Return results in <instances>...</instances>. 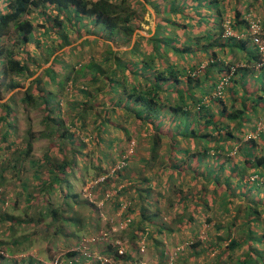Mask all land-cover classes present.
<instances>
[{"label":"trees","instance_id":"obj_1","mask_svg":"<svg viewBox=\"0 0 264 264\" xmlns=\"http://www.w3.org/2000/svg\"><path fill=\"white\" fill-rule=\"evenodd\" d=\"M251 2L0 0L1 99L12 92L6 101H0V141L8 142L9 136L17 133L16 108L31 105L43 111V134L56 143L49 147L43 162L49 172L47 178L38 175L40 162L31 160L35 168L33 175L40 182L31 189L24 185L28 188V203L23 215H6L5 219L12 224H36L49 216L56 233L63 232L68 225L77 229L85 226L87 218L92 219L96 211L92 202L83 200L81 192L72 190L71 177L78 169L87 170L90 161L86 143L78 134L90 133L92 128L98 142L112 145L110 136L114 127H118L113 118L121 115L139 126L151 124L153 133L147 140V155L138 157L135 167L131 164L133 159L126 156L123 164L113 171L116 175L119 170H125L117 178L127 181L120 189L114 187V197L109 183L114 175L92 186L95 195H108L113 205L122 209L129 230L123 227L120 237L125 233L133 248L143 250L147 239L158 244L154 241L155 235L161 237L163 232L171 235L181 230L190 225L196 211L203 210L207 214L206 222L213 224L214 249H221L218 264L223 257H228L230 264H264V129L258 126V130L255 124L256 118L261 120V115L264 118V63L257 73L254 67L252 70L238 64L229 83L223 86V93H211V87L217 86L213 85L215 77L218 84L224 81L230 75L231 65H236L241 55L247 57L249 65L257 66L261 62L259 52L251 53L247 49L251 40L248 33L249 39L224 36L226 20H230L234 30L247 28L244 15L256 5ZM147 4L155 9V30L150 36L138 34L133 40L143 19L141 10L147 9ZM34 11H38L35 16L40 19L38 23L27 17ZM230 11L233 17L227 19ZM90 34L95 37L85 38L77 46L85 41H102L108 47L103 56H91L83 63L89 71L75 74L76 78L58 71L55 59L77 48L63 49L72 45L75 41L72 37ZM13 36L11 45L4 42ZM29 44L33 45L32 50L27 47ZM120 46L130 48L114 49ZM200 52L224 58L210 61L208 67L202 61L198 65L188 64ZM39 55L42 58L37 61ZM48 63L25 90L18 89L25 85L19 78L34 76L33 66L38 69ZM251 75L259 76L260 84L248 82ZM69 83L82 98L71 99L72 111L67 113L66 120L60 98ZM51 84L53 87H49ZM225 90L230 93L228 99L223 97ZM18 94H21L20 103ZM123 130L125 134L121 138L113 136L115 140L129 137L131 131L125 127ZM28 134L33 135L30 129ZM13 145L11 141L7 144L10 148ZM31 147L29 137L25 152L17 155L14 149L15 156L8 161V168L18 177L20 167L26 166L21 162ZM53 151L55 155H51ZM57 152L66 155L60 158ZM81 162H85L83 166ZM92 165L98 174L106 171L101 165L97 167L94 162ZM4 176L0 172V186L4 184ZM120 193L126 196V202ZM157 200L169 202L171 206L179 204L186 213H179L175 219L172 215L164 216L161 207L155 206ZM191 204L194 209L190 208ZM168 218L177 227H170ZM20 242L11 241L10 254L19 248ZM200 244L202 240L196 239L192 248ZM107 246L116 262L134 260L132 253H120L118 245L108 243ZM163 253L160 252L161 257ZM66 256L70 264L83 263L82 251H70ZM23 264H35V260H26Z\"/></svg>","mask_w":264,"mask_h":264},{"label":"rangeland","instance_id":"obj_2","mask_svg":"<svg viewBox=\"0 0 264 264\" xmlns=\"http://www.w3.org/2000/svg\"><path fill=\"white\" fill-rule=\"evenodd\" d=\"M251 1V3H254L255 5L256 1ZM141 15L143 16V19L141 18L140 27L137 29L133 40L137 38L138 34L150 36L151 32L155 30L156 15L155 9L152 5L147 4V9L141 10ZM263 15L264 0H259L254 7H251V10L249 14H246V17H248V19H253L254 17L260 18L264 24ZM35 16H38V11H34L27 15V17L33 19L36 23L40 22V19H36ZM231 17H233V14L230 11L226 18L230 19ZM245 29L247 28H238L236 30L243 32ZM13 34H15L14 31ZM90 37H95V35L90 34L82 38L74 36L72 38L75 39V41L72 45L65 46L63 49H68L71 46L76 47L83 39ZM248 37L249 35L244 32V39H249ZM13 38L14 36L9 39L6 38L4 39V42L11 45L9 41ZM27 47L32 50L33 45L29 44ZM107 48V45L103 44L102 41H85L83 45L77 46L74 50L59 55L57 59H55L57 69L58 71H63V73L67 72V74H71L73 78H76L77 76L75 74L83 72L84 70L89 71L86 69V64L83 63L88 62L91 56H95L97 58L102 57ZM129 48V46L114 47L115 50L119 49L121 51ZM247 49L251 53L258 52L256 44L250 39ZM58 53H61V50L58 51L56 55ZM35 55L37 56L36 53ZM67 55H70V58H66ZM257 55L262 57L260 53ZM39 56L40 57H37V61L42 58L41 55ZM218 58L223 60L224 56L219 55V57L214 58L200 52L194 58L189 59L188 64L195 63V65H198L199 62L202 61V65L208 67L210 61H219ZM240 58L241 60L236 65H231V70H234V68H236L239 64L242 67H249L252 70L254 67L256 69V72L254 73L259 72V70L257 71L259 65H249L246 60L247 57L244 55H241ZM50 63L43 65L38 69H36V66H33V69L36 70V74L32 77L27 76L19 78L25 85L23 87H19L18 89L25 90L31 84V81L41 74L43 69L49 66ZM247 64L249 66H246ZM202 75L203 72H200L199 76L202 77ZM234 76L237 79V74ZM217 80L218 78L215 77L213 81L214 86L217 84ZM256 81L260 84L261 78L257 75H251L248 77V82H251L253 85L257 84ZM211 82L212 80L207 81V84L210 85ZM49 87H53V84ZM215 90V87L213 89L211 87V93L213 95ZM11 93L2 99L0 97V101H6ZM74 93L76 95H74ZM229 94V91L225 90L223 97L228 99ZM20 97L21 94H18V101ZM81 98L82 96L80 92H76L73 89L72 84H67L64 93L60 98L61 110L66 120H68L67 113L72 111L69 106L71 99L78 100ZM99 100L101 101V99ZM212 109L216 110L215 107ZM16 113L18 124L17 133L9 136L8 142L0 141V172L5 174L4 184L0 186V194L3 199L0 203V254L3 255H0V264H23L24 261H29L30 259H34L35 264H70L71 262L70 260H67L68 256H66V254L70 251H82L83 256L81 258V262L84 264H218V255H220L221 249H214L213 235L215 233L213 224L206 222L205 217L207 214H204L203 210L196 211L194 215L195 218L190 225H185L181 230H177L171 235H168L167 232H163L161 237L160 234L155 235L156 238L154 237V241H158V244H155L152 240L147 239L143 250L133 248L128 235L125 233L123 238L120 237L121 230H124L123 227H127V220L121 214L122 209L114 206V201L109 200L110 197H108V195H103V193L95 195V190L92 189V186L99 181H103V179L108 175H114L115 177L109 180V183L112 185L111 187H113L112 197H114L116 195L114 187L117 186L118 189H120L127 181L122 178H119L118 180L117 178V174L120 173L123 175L125 170H119L116 175L113 171L118 165L123 164L122 159L126 156L133 159L131 164L135 167L139 162L138 157L147 155L146 145H149L147 140L153 133L151 124L139 126L134 120H128L121 115L113 118V121H115L118 125V127H114L115 129H113V136H119L121 138L125 134V130H123L124 127L128 131H131L129 137L127 138L124 136L122 141L115 140L113 136H110V140H113L112 145H109L104 141L98 142L93 134L92 128H89L90 133L80 131L78 134L79 139H83L86 143L87 151L90 154V158L88 160L90 161L86 165L88 168L87 170L83 168L84 170L82 172V170L78 169L76 170L74 176L71 177V182L73 183L72 190L81 192L83 200L86 199L87 201L92 202L96 211L92 219L87 218L88 223L85 226H79V229H77V226L71 227V225H68L64 227L66 229L63 230V232L56 233L54 226L50 224L52 217L49 216L46 217L44 222L39 221L36 224H12L10 221L6 220V215H23L24 210L27 207L26 204L28 203L26 200L28 188H24V185L31 189L33 185L40 182V179H35V176L33 175L35 168L34 165L31 164V160L40 162L41 166L39 167L38 175L47 178L49 172L43 162L46 160V153L50 150L49 147L56 144L52 137H47L43 134L45 131L43 111L40 107H34L31 105H27L26 107L25 105H20L16 108ZM91 119H93V117ZM261 123H264L262 115L261 120L258 118L255 120L257 128L258 126L260 127ZM263 127L264 126H261L262 129H264ZM29 129L33 133L32 136L28 134ZM72 129L75 128L73 127ZM1 132L0 125V135ZM252 134L253 133H251V135ZM29 137H31L32 140V147L30 152L27 153V158H24L21 162V165L26 166L24 168L20 167L21 172L20 177H18L15 172L8 168L10 165H8V161L10 158L15 156L13 152L14 149H17V155L25 152L24 150L28 145ZM10 141L14 143L11 148L7 146ZM51 155H55L54 151ZM65 155L66 153L59 155L57 152L56 154V156L60 158L65 157ZM134 160L137 161L136 164ZM93 162L96 163L97 167L101 165L103 170L106 171L98 174L99 171L92 165ZM84 163L85 162H81V166H83ZM188 178L189 177L187 176V179ZM171 194H173L175 198V194ZM123 196L121 194V199H124L126 202V196L124 198ZM155 206H157V208L161 207L162 215H172L173 217L175 216L174 219L178 217L177 215L179 213H186L182 210L183 208L180 207L179 204L171 206L169 202H164L163 200H157ZM190 208L194 209L192 204ZM85 213L87 212L85 211ZM188 217L189 213L186 214V218ZM166 222L170 225V227H177V223L175 224L171 218H168ZM154 228L155 227H153L152 230ZM126 230H129V228H126ZM25 237H27V239H25ZM13 239H18L21 242L18 244L19 248L15 249L13 254H10L9 249H12L11 241ZM196 239L202 240V244H200L199 247H193L195 250L200 251L199 254L192 248V242H195ZM108 243H112L114 246L118 245L119 249L123 250V253H132L135 256L134 260L122 259L120 263L116 262L114 258L109 255V249L107 248ZM141 243L142 242H140V244ZM224 247H226V244L223 245V248ZM161 251L162 253L164 251V256L162 257L160 255ZM220 262L221 264L231 263L228 257H223Z\"/></svg>","mask_w":264,"mask_h":264},{"label":"built area","instance_id":"obj_3","mask_svg":"<svg viewBox=\"0 0 264 264\" xmlns=\"http://www.w3.org/2000/svg\"><path fill=\"white\" fill-rule=\"evenodd\" d=\"M251 19V18H250ZM248 19L249 20V27H248V32L250 34V37L252 38V41L256 44L258 47V51L261 54V62L258 64L261 66L264 63V25L263 21L260 18L254 17L253 19ZM225 36H235L237 38H241L244 34H239L235 30H233L230 26V20H226L225 22ZM235 70V68H234ZM233 69L231 70V74L234 71ZM231 74L227 76V78L224 81H221L217 85V93H222L223 86L228 84L230 79H231ZM120 253H123V250H119ZM116 264V263H114Z\"/></svg>","mask_w":264,"mask_h":264},{"label":"clouds","instance_id":"obj_4","mask_svg":"<svg viewBox=\"0 0 264 264\" xmlns=\"http://www.w3.org/2000/svg\"><path fill=\"white\" fill-rule=\"evenodd\" d=\"M246 17V16H245ZM246 19L248 20V17H246ZM248 27H249V20H248V26H247V29H245V30H243V32H239L238 30H235L237 33H239V34H244V32H246V33H248L249 34V32H248ZM234 30V29H233ZM224 34H225V32H224ZM250 35V34H249ZM225 36V35H224ZM244 36V35H243ZM242 36V37H243ZM226 37H233V36H226ZM237 38V37H236ZM251 38V37H250ZM251 40H252V38H251ZM257 49H258V47H257ZM259 52V51H258ZM261 55V54H260ZM260 59H261V57H260ZM231 72L232 71H230V74H231ZM233 75V73L231 74V76ZM232 78V77H231ZM231 80V79H230ZM217 85H218V83H217ZM216 92H217V86H216V90L214 91V95L216 94ZM263 125V123H261L260 124V127ZM259 127V128H260Z\"/></svg>","mask_w":264,"mask_h":264},{"label":"crops","instance_id":"obj_5","mask_svg":"<svg viewBox=\"0 0 264 264\" xmlns=\"http://www.w3.org/2000/svg\"><path fill=\"white\" fill-rule=\"evenodd\" d=\"M250 10H251V8H250ZM250 12V11H249ZM249 12H247L246 14H249ZM246 14L244 15V16H246ZM248 16V15H247ZM264 16V15H263Z\"/></svg>","mask_w":264,"mask_h":264}]
</instances>
